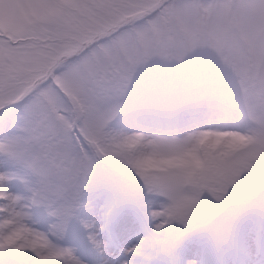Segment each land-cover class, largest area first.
I'll list each match as a JSON object with an SVG mask.
<instances>
[{"label":"snow or ice","instance_id":"obj_1","mask_svg":"<svg viewBox=\"0 0 264 264\" xmlns=\"http://www.w3.org/2000/svg\"><path fill=\"white\" fill-rule=\"evenodd\" d=\"M161 254L264 264V0H0V264Z\"/></svg>","mask_w":264,"mask_h":264},{"label":"rangeland","instance_id":"obj_2","mask_svg":"<svg viewBox=\"0 0 264 264\" xmlns=\"http://www.w3.org/2000/svg\"><path fill=\"white\" fill-rule=\"evenodd\" d=\"M255 223L259 222V206H257V208L255 209V217L253 218ZM145 224L147 225V228L150 227L149 221L147 218L144 219ZM171 234V233H170ZM139 235V230H135L133 232H130L125 239L122 242V246L123 247H127L130 246L132 243H134L136 241V239L138 238ZM66 243H70V244H74L77 246H83L85 241H84V236L83 233H80L79 238L76 240H68L66 241ZM121 253H122V248H121ZM113 260V264H116V261H118L120 259V255H116V256H112L110 257ZM259 256L255 257V259L259 260ZM157 259L161 260L160 263L158 264H169V257H167L164 254H161L160 256L157 257Z\"/></svg>","mask_w":264,"mask_h":264},{"label":"trees","instance_id":"obj_3","mask_svg":"<svg viewBox=\"0 0 264 264\" xmlns=\"http://www.w3.org/2000/svg\"><path fill=\"white\" fill-rule=\"evenodd\" d=\"M144 227L147 229V225L145 224V221H144ZM175 230L174 229H170L169 230V234L174 232ZM158 260V263H160L161 260L157 259Z\"/></svg>","mask_w":264,"mask_h":264}]
</instances>
